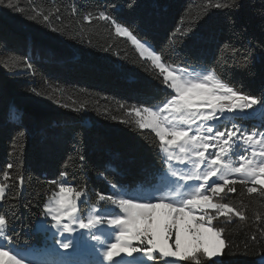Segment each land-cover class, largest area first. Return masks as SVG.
I'll use <instances>...</instances> for the list:
<instances>
[{"label":"trees","instance_id":"1","mask_svg":"<svg viewBox=\"0 0 264 264\" xmlns=\"http://www.w3.org/2000/svg\"><path fill=\"white\" fill-rule=\"evenodd\" d=\"M13 1L18 11L9 17L0 14V167L13 163L11 175L23 176L25 182L22 192L18 187L9 192L0 214L5 215L11 242L20 249L44 243V236L34 231L35 220L58 190L49 182L59 179L60 171L69 173L77 190L87 187L85 207L95 205L99 194H110V182L150 187L167 170L159 138L152 130H139L128 110L144 104L153 92L157 98L165 94L156 78L159 70L142 63L130 41L98 18L99 11L109 10L125 26L135 19L141 30L134 34L162 45L158 54L166 65L215 70L245 95L259 100L264 93V0ZM233 3L224 10L215 8ZM43 15H49L50 23H43ZM205 21L212 22L215 35L186 41L173 51L179 36L173 42L168 38L175 29L188 31L194 22L199 28ZM217 40H232L236 54L220 56ZM121 103L128 107L120 108ZM81 104L83 112L72 110ZM105 108L109 111L102 114ZM239 119L249 129L264 130L259 116ZM229 181H236L235 191L220 203L230 204L243 218L221 219L216 225L224 229L225 240L218 261L262 264L264 187L250 193L253 184H241L238 178ZM0 182L12 183L4 181L2 173ZM152 264L163 260L156 257Z\"/></svg>","mask_w":264,"mask_h":264},{"label":"snow or ice","instance_id":"2","mask_svg":"<svg viewBox=\"0 0 264 264\" xmlns=\"http://www.w3.org/2000/svg\"><path fill=\"white\" fill-rule=\"evenodd\" d=\"M4 6L18 11L13 0H7L6 5L5 0H0V7ZM234 6V3L216 4L215 8L224 10ZM98 18L113 24L115 33L131 41L142 63L150 62L159 70L156 78L163 84L165 94L157 98L153 92L144 104L132 105L128 110L129 114L134 113L139 118V130H154L159 137L160 150L167 154L165 162L168 163L171 176L176 178L175 188H169L167 193H164L163 188H156L154 193L162 194H152L145 199L132 195L122 185L110 182L111 194H99L98 201L118 214H101L100 209L93 208L95 214L85 220L78 215L77 200L87 197L89 190L86 186L77 190L72 186L74 181L69 182V173L62 170L59 179L49 182L52 186L58 185V192L43 204L44 219H37L34 225L35 233L45 237L43 244L13 250L6 244L11 237L5 232V215H0V264H152L157 254L163 258V264H178L180 260H195L196 264H201L198 255L208 258V264H224L223 260L212 259L225 245V240L221 239L224 229L213 227V221L220 216L227 218L231 213L243 218V214L228 203L213 202V198L223 199L235 191L236 181L228 179L233 174L241 177V184L252 182L264 185V149L253 153V157H259L258 161L240 155L239 166L226 162L229 154L235 150V144L240 141L245 145L264 146V133L241 131L236 125L223 131L216 130L215 122L226 112L248 117L258 114L264 121V93L259 100L254 95H245L243 89L237 90L230 86V83L225 82L223 73L215 70L206 69L198 74L188 67L166 66V62H162V55L158 54V51H163V46L146 36L138 38L134 34L141 30L135 19L128 20L125 26L113 19L107 9L99 11ZM31 19L35 21L36 17ZM84 19L89 20L90 17L85 16ZM43 23H50L49 15H43ZM211 23L205 21L197 28L194 22L188 31L175 29L168 38L173 42L174 37L179 36L174 41L173 51H178L186 41L200 42L208 35H215ZM232 35L239 38V33L233 32ZM216 47L220 56L229 51L233 55L237 52L232 40H217ZM103 99L107 100V97ZM152 100L155 103H151ZM61 106L69 107L67 104ZM119 107L128 106L121 103ZM84 108L81 104L72 110L83 112ZM249 109L250 112L247 111ZM108 111L105 108L102 114ZM120 122L129 124L128 121ZM173 146H178L180 153L175 159L190 164L189 171L178 172L170 163L174 158L170 150ZM79 160L86 164L83 156ZM14 168L11 162L0 167L4 181H12L11 184L0 182V206L8 201L13 188L18 187L21 192L23 190L25 177H13L11 173ZM213 177L222 183L211 180ZM255 191L256 188L248 189L250 193ZM260 191L264 193V189ZM207 192L211 195L205 194ZM210 210H215L216 216L209 214ZM197 213L204 215L198 216ZM105 223L111 237L96 234ZM51 229L56 231L51 232ZM49 233L52 243L48 242ZM65 233L75 235L65 236ZM261 234L264 235V232ZM173 235L174 243L169 244Z\"/></svg>","mask_w":264,"mask_h":264},{"label":"rangeland","instance_id":"3","mask_svg":"<svg viewBox=\"0 0 264 264\" xmlns=\"http://www.w3.org/2000/svg\"><path fill=\"white\" fill-rule=\"evenodd\" d=\"M6 4H7V0H5V5ZM13 4L15 5V1H13ZM13 11L14 10H9L6 6L0 7V14L1 15H4L6 17L11 16V13ZM130 43H131V41H130ZM132 46L135 48L134 45H132ZM135 50L139 54V52H138V50L136 48H135ZM166 66H168V65H166ZM172 67H177V66H172ZM190 70H192L195 73L200 74V73H203L206 69H190ZM153 110H156V109H153ZM247 111L250 112L251 110L249 109ZM256 116H259V115L257 114ZM132 117L135 120V122L137 123V120L139 118L136 117L134 113H132ZM239 118L245 120V119H253L254 117H248V116H244L243 114L226 112L223 116H221L219 118V120H217L215 122L216 123V126H217L216 130L223 131L225 129L232 128L233 125H236L241 131H247L249 133L254 132V131L257 132V133H264V130H260L259 131L255 127H252V128L249 129L246 124L244 125L242 122H240V119ZM251 122L255 123V121H253V120H251ZM233 130H235V129H233ZM152 131L155 133L154 130H152ZM259 138L260 137H257V139H259ZM224 139H227V137H225ZM233 139H235V138H233ZM164 143H165V146H167L166 145V142H164ZM262 149H264V146H262V145H259V144H249V145H245L243 143V141H240V142H238V143L235 144V150L229 154V156L227 157L226 162H230L234 166H239V163H240L239 156L240 155H244L246 159H254V160H257L258 161L259 160V157L258 156L253 157V153L254 152L255 153H259ZM170 150H171V152H172V154L174 156L173 160L170 162L173 165L174 169L177 170L178 172H181V173L182 172L189 171L191 169V165L190 164H187L186 161H185V163H180L178 160L175 159V156L180 155V153H179V147L178 146H173ZM161 153H162V155H163V157H164V159L166 161L167 154L164 153V152H162V151H161ZM206 155H207V153H206ZM166 165H167L166 172L163 173L161 176H159V178L157 179V181H155V183L152 186H150V187L133 186V187H130V188L123 186L124 189L127 190V191H129L132 195H137V196H140V197L145 198V199L148 198L149 196H151L152 194L161 195L162 193H160V192H155L154 193V190L156 188H163L164 189V193H167V191H168L169 188H175V180H176V178L171 176V173L169 171L168 163H166ZM234 178H238V179L241 180V177L238 174H233V175H230L228 177L229 180L234 179ZM210 179L211 180H217V182H221L222 183V181H218V179L216 177H213V178H210ZM181 183H184V182L181 181ZM188 183L191 184L192 182H188ZM249 183L253 184V187L252 188H256L257 191H259L260 188H263L264 187V185H261V184H254L252 182H249ZM110 190H111V188H110ZM56 192H58V190ZM205 194L211 195L210 192H207ZM52 196L53 195H51L46 200V202L50 198H52ZM85 202H86V197H84V198H82L80 200H77L78 215L82 219H85L86 220L89 217V215L95 214L92 211L93 208L100 209L101 214H108V213L118 214V213L112 212L111 209H108L106 204L102 206L99 203V201L97 203H95V205L93 204V205H89V206L83 207V203H85ZM213 202L220 203V198L214 197L213 198ZM209 214H211L213 216H216L215 210H210ZM197 215L198 216L199 215H204V213H197ZM230 217H235V214L234 213H231V214H229V216L227 218H230ZM37 219H44L43 212H42V214ZM37 219L35 220V223H36ZM221 219H225V217H223V216L217 217V219L213 221L212 226L213 227H217L216 225L220 223ZM48 222L51 223L50 218H48ZM205 226L207 227L208 225H205ZM100 227H101V231L96 232V234H98V235L104 234V235H107V236L111 237V232L109 231L108 227L106 226V223H105V225L100 226ZM7 229L8 228H7V225H6V229H5L6 235H7ZM55 231H56L55 229H51V232H55ZM78 231H86V230L78 229ZM64 235L65 236L75 235V233H73V234L65 233ZM44 239H45V237H44ZM174 239H175V237L173 235L169 239V244H173L174 243ZM221 239H223L222 234H221ZM48 242L49 243H52L51 238H50V233H49V240H48ZM110 242H114V240H110ZM6 244L7 245H10L13 250H22V249L16 247L15 244L13 242H11V239L10 240H7L6 241ZM221 251H222V249H221ZM221 251H220V253L216 257H213L212 259H216L218 261L220 255H221ZM156 257H159V255L157 254ZM197 258L201 262H207L208 261V258H206L204 256L198 255ZM160 259L163 260V258H161V257H160ZM171 259H173V258H169V260H171ZM188 261L196 262L195 260H188ZM259 261L262 264H264V255H261L259 257Z\"/></svg>","mask_w":264,"mask_h":264}]
</instances>
